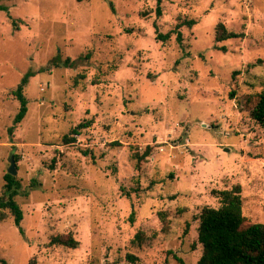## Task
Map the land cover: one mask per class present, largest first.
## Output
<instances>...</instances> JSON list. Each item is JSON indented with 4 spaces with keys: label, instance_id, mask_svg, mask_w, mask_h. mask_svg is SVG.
I'll list each match as a JSON object with an SVG mask.
<instances>
[{
    "label": "rangeland",
    "instance_id": "rangeland-1",
    "mask_svg": "<svg viewBox=\"0 0 264 264\" xmlns=\"http://www.w3.org/2000/svg\"><path fill=\"white\" fill-rule=\"evenodd\" d=\"M156 7L0 0V196L18 155L24 211L0 223V264H198V216L236 184L244 214L264 222V125L250 111L264 91V0ZM220 23L244 35L216 41ZM60 234L80 246L51 245Z\"/></svg>",
    "mask_w": 264,
    "mask_h": 264
},
{
    "label": "trees",
    "instance_id": "trees-1",
    "mask_svg": "<svg viewBox=\"0 0 264 264\" xmlns=\"http://www.w3.org/2000/svg\"><path fill=\"white\" fill-rule=\"evenodd\" d=\"M163 0H157L156 12L158 16L162 15ZM147 15V12H143ZM185 24L189 27L194 26L196 20H185ZM177 25V29L182 26ZM158 40H168L172 36V32L164 34L159 32L158 24L155 23ZM243 33L230 31L224 23L218 24L216 28V41H222L230 38H237L243 36ZM182 33L178 31V40L182 41ZM236 73V72H235ZM23 85H19L17 97L21 101V108L16 117L15 122L20 123L26 116L27 100L23 93ZM235 92H231V98H235ZM252 98L247 100L250 102ZM251 116L252 118L264 125V91L258 94L254 100L251 101ZM92 120H85L76 127H73L70 133L63 136V143L65 145L76 142V138L72 135L79 134L81 129L92 126ZM15 127L10 130L13 131ZM120 145L119 142L114 143ZM94 150H83L85 155H92L95 158ZM150 155V148L148 147L144 153L135 152L134 158L140 163ZM15 162H18L19 156H13ZM56 158H53V166ZM5 184L3 186V195L0 196V223L12 215L15 223L19 226L24 218V211L16 197L21 190V182L13 175L7 173L5 175ZM220 198L221 205L217 208L205 206L200 212L198 238L197 242L202 244L204 252L198 264H264V222H256L250 220L243 211L242 186L240 184L234 185L232 188L216 191ZM183 209H179L178 213H183ZM163 220L166 221L164 213ZM130 221L134 222V214L130 217ZM138 242L144 240L141 234L137 235ZM51 245H64L70 248H78L80 242L74 238L72 234L56 235L51 239ZM131 260L136 259V256L129 255ZM180 264L184 261L177 257ZM29 264H42L38 259L32 258Z\"/></svg>",
    "mask_w": 264,
    "mask_h": 264
},
{
    "label": "water",
    "instance_id": "water-1",
    "mask_svg": "<svg viewBox=\"0 0 264 264\" xmlns=\"http://www.w3.org/2000/svg\"><path fill=\"white\" fill-rule=\"evenodd\" d=\"M9 174L16 176L17 175V169H16V163H15V159L12 158L11 159V166L9 168Z\"/></svg>",
    "mask_w": 264,
    "mask_h": 264
}]
</instances>
